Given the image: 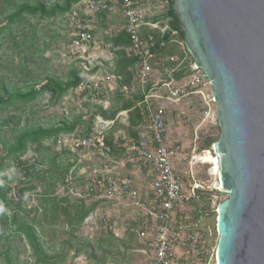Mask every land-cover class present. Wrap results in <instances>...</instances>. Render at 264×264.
<instances>
[{
  "label": "rangeland",
  "instance_id": "1",
  "mask_svg": "<svg viewBox=\"0 0 264 264\" xmlns=\"http://www.w3.org/2000/svg\"><path fill=\"white\" fill-rule=\"evenodd\" d=\"M86 1L88 0H82L81 3L73 5L70 12L64 15H57L51 18L28 17V22H22L2 30L0 33V87L3 85L7 89L14 85L21 88L31 85L38 87L47 78L65 81L71 69L78 67L82 69V77L90 75L91 77H96L98 81L106 77L108 75L107 69L112 63L113 50L110 44L105 41V38L110 35L108 28L115 27L118 23L120 26V6L113 0H105L110 15V19L106 22L107 27L104 29L100 22L94 21L85 22L83 27H80L85 30H80L74 28V24L76 21L82 20L79 16L80 14L83 15L81 7ZM52 2L54 0H48L47 4ZM4 6L5 0H0V26L2 27L5 25L1 14V9ZM10 9L8 11H11ZM152 12H155V10L151 9L148 11V13ZM158 12L160 13V11ZM86 28L93 29L94 32L92 34L84 32L89 30ZM159 28H164L163 22L159 24ZM83 33H88L89 39L82 40L79 35ZM76 43L82 45V48L77 49ZM163 61H166V59H163ZM163 61L161 59L159 65L154 64L156 66L153 67L150 82V85L155 87L153 92H158L160 95H163V93L161 94L157 85L164 81L171 82V84L172 82L175 83L170 69L162 66ZM193 68L192 63L190 65V69L193 72L192 75L203 74L201 70L199 72L193 71ZM93 69L96 70L92 72ZM188 79L190 78L182 77L179 83H184ZM202 81L200 85L193 89V93L186 97L172 101L163 96L159 102L163 107L164 116L168 124L165 142L172 151L174 170L183 177L184 193H187L190 184L196 183L199 185L198 189L206 192L202 197L209 199L210 207L215 211L214 217L200 216L196 219L193 214V204L190 201L182 203L179 208V215L181 220L184 221V225H186L182 231L194 227L205 229L206 233L210 235L213 231V226H215L216 206L225 197L219 194L222 193V189L220 188L218 176L215 174V169H213L215 165L211 162L203 163L197 159L205 153L215 157L212 147L210 151L201 150V147L206 139L218 137L220 133V129H216V125H218L217 107L213 102L212 88L208 84L207 79ZM116 87L117 84L113 80L103 81L100 84L102 91L100 100L90 98V93L83 94L80 89L68 91L58 100H55L51 92L43 91L27 105L18 103V106L11 105L7 108H0V122H7V126L0 128V141H11L13 132L24 125L48 127L61 123L63 120L71 121L79 116L88 119L91 113L96 111L99 104L105 108L112 106L114 101H116ZM126 117L127 114L124 112L119 114L118 122L121 125H127ZM17 118H19V123L13 126ZM108 122L97 117L94 120V133L107 129L108 125H110V122ZM12 126L15 129L14 131L9 128ZM145 128V123H143L142 132L145 131ZM79 134L80 132H76V136L75 134L74 136L69 134L62 135L60 138L61 143L68 146L76 154L73 157L71 155L68 157L64 156L63 159L55 163V171L60 173L59 171L63 167H67L71 160H75L77 163H75V167H72V165L68 166L69 172L65 175L67 186L56 184L54 187L53 192L57 193L56 197L59 198L64 195L65 191H68L67 198L71 201H76L78 193L85 188L91 178L101 179L95 176L94 169L96 167L100 168L99 166L102 167V163L106 159H108V163L116 166L117 170L124 169L122 172L124 176L132 177L136 183L141 181L143 176L136 169L135 161H130L132 163L129 162L127 167L121 166L125 164V159L128 161V157L132 159L129 146L131 144V134L124 133L122 129L116 132L115 137H117L119 142L123 141L125 151H120L115 157H109L107 153L90 148L76 151L75 144L81 138ZM45 145L51 146V149L42 148L39 153L29 149L24 156L25 162L33 166L30 178H21L20 175L23 172L20 171V166L15 165L12 161L7 160L4 162L0 180L11 187L8 197H11L16 189L20 186L22 187V185L31 181L37 183L36 177L38 175L36 174L44 171L48 168V165L53 163L52 157L54 153L52 151H56L55 149L58 148L52 146L50 141H46ZM1 155H3V145L0 142ZM111 161L115 162V164ZM117 162L120 163L118 164ZM80 163H83L81 168L79 167ZM44 185L45 183H42L41 186L43 187ZM144 188L146 190V184ZM141 189V185H136V196L144 193L145 190ZM32 193L28 197L29 201H31V206L35 205L37 197V192ZM51 197L54 196L51 195ZM195 198L200 199V197L196 196ZM131 201V199H127L122 201V203L112 202L110 207L106 206L108 220H112L114 236L117 237L119 242L112 246L113 255L105 264H149L151 262V248L144 245L136 235L130 239L125 234L128 223L133 221L137 213H140L138 208L131 205ZM20 213L19 215L23 216L26 221L39 219L40 216L39 213L35 216L32 212L24 211L23 209ZM50 213L51 210L48 208L46 211L47 221L50 220ZM99 219V213H90L78 226L73 236H70L66 225L56 221L54 225L46 228L47 239H50L49 251L58 253L62 245L70 241V253L66 256L63 264H97L96 259L100 252L96 248V242L102 235L101 233H104L106 227L104 225L107 224V221H105L106 224H102ZM73 237H75L76 241L72 239ZM8 241L12 246L9 251L11 260L8 264H34L32 254L23 239L13 236L8 238ZM79 242L92 245L94 247V257L88 256L87 251L82 250L77 257L72 258V249ZM4 251L3 242L0 241V264H5L2 256ZM16 254L17 258L14 256ZM215 263L214 252L213 256H209L207 264Z\"/></svg>",
  "mask_w": 264,
  "mask_h": 264
},
{
  "label": "trees",
  "instance_id": "2",
  "mask_svg": "<svg viewBox=\"0 0 264 264\" xmlns=\"http://www.w3.org/2000/svg\"><path fill=\"white\" fill-rule=\"evenodd\" d=\"M47 1L48 0H5V6L1 9L2 20L5 22V25L4 27L0 26V33L6 27L9 28L22 22H28V17L51 18L57 15H64L70 12L73 5L82 2V0H54L51 4H47ZM160 1L162 6L155 10V12L146 15L143 18L145 24L139 28V34L141 38L146 41L153 58L151 62V72L147 78L145 88L146 92H151L152 94L155 93L153 92L155 87L150 85L151 74L153 72V67L159 65L161 59L162 61L163 59H166V61H163L162 66L170 69V72H172L171 76L175 81V83L172 82V85L181 84L179 81L182 77L191 78L193 73L190 69V65L193 63V60L184 46L183 33L179 28V21L177 17L173 13L172 4L169 0ZM115 2L120 6L119 0H115ZM9 9L11 11H8ZM158 11H160V13ZM107 14L108 10L96 14L95 19L92 21L82 14H80L79 18L86 20L84 21V24L85 22L98 21L105 29L107 27ZM162 22L164 28H159V24ZM153 24L156 26L152 27L151 25ZM84 32L92 34L94 31L93 29H89ZM105 41L110 44L113 50L112 63L107 69V73L108 75L116 77V101H114L111 107L106 108H103L99 104L96 111L92 112L88 119L79 116L71 121L63 120L61 123L50 125L48 127H43L41 125H24L18 130H15L13 126L19 123V118H17L14 125L9 127L12 131L15 130L11 141H0L3 145V155L0 156V177L3 173L2 166L4 162L9 160L15 163V165L20 166V171L23 172L22 175H20L21 178H30L33 166L27 164L24 159V156L29 149L37 153H39L42 148L51 149V146L45 145L46 141H50L51 145L56 147V141L60 139L62 135L72 134V136H74L75 134L76 136V132H80L79 135L81 138L87 137L94 133V120L97 117H100L104 121L111 122V125L107 127V129L100 131L105 147V149H101L100 151L107 153L108 156L115 157L120 151H125V147L122 149L123 141L119 142L117 137H115V134L119 129L124 130V133L131 134V144L129 143L130 147L139 141L142 133V124L145 123L146 127V114L144 106L140 104L142 96L140 91L137 89L136 79L133 71L131 70L134 56L129 50V39L124 31L121 30L117 33L114 31L111 32L110 35L105 38ZM154 63H156V65H154ZM162 66L160 65V67ZM95 70L96 69H93L92 72ZM81 74L82 69L78 67L71 69L69 76L65 81L47 78L38 87L31 85L21 88L14 85L9 89L3 85L0 87V108H7L11 105L18 106V103L27 105L43 91L51 92L55 100H58L68 91L75 90L81 86L83 87L81 93H90V98H97L100 100L102 93L101 88L99 89V93L96 95L98 90L85 86V77H82ZM164 82L157 86L158 89H160L161 94L163 93V95H166L165 91L163 92L164 87L162 86ZM124 87L126 90H123ZM155 101V99H152L153 104ZM123 112L127 114V125H121L118 122L119 114ZM3 126H7L6 121L0 122V128ZM216 129L219 130L218 125H216ZM217 139L218 137L206 139L201 147V150L210 151L212 144ZM75 149L76 151L82 150L80 147H75ZM55 150L56 151H52L54 153L52 157L53 163L48 165V168L44 171L36 174L38 175L36 177L37 183L28 181L29 183L16 189V200L13 195L8 197L11 187H9L4 181L0 180V241L3 242L5 248L2 255L5 264L10 263L11 260L9 251L12 246L9 244L10 242L8 241V238L13 236L25 241L32 254L34 264H63L66 256L70 253V241L64 243L58 253H51L49 251L50 239H47L46 228L54 225L56 221H60L62 225L67 226L70 236H73V234L77 231L78 226L90 213H99L101 208L111 204V202H98L85 200L83 198H76L77 200L75 202L70 203L66 196L69 194L68 191H65L63 196L59 198L56 197L53 192L54 187L56 184H61L63 186L66 185L65 175L69 172V167L71 165L72 167H75V163L77 162H75V160H71V163L67 164V167H63V169L59 171L60 173H57L55 171V163L63 159L64 156L68 157L71 155L73 157L76 153L74 151L71 153L69 147L63 145V143L59 149ZM172 168L174 170L173 164ZM140 172L143 176L142 184H144V186L146 184V187H148L149 178L146 176L144 170ZM174 172L176 171L174 170ZM102 176L106 175L99 174L96 177L101 178ZM42 183H45V187L41 186ZM86 187L89 190L92 189L90 180L86 184ZM133 188L135 189V186ZM198 188L195 189L194 195L184 202L190 201L193 204V214L196 219L200 216L214 217L215 211L210 207L209 199L202 197V195L206 192ZM32 192H37L36 202L38 203L37 205L31 206L29 205L30 203H28V197ZM142 194L137 196V200L143 205L147 207L160 205L161 198L156 197L148 190V188H146ZM51 195L54 197H51ZM195 196L200 197V199H196ZM43 205L45 207H43ZM48 208L51 210V213L50 220L47 221L46 211ZM179 208L175 213L174 223L171 224L170 227L180 234H189L192 239H194V251L190 252L187 256L182 255L181 259L185 260V264H207L209 256H213L215 252L218 237L215 230L216 228L213 226V231L210 235L206 233L205 229L202 230L194 227L186 231H182L183 227L186 225H184V221L181 220ZM22 209L24 211L27 210L28 212H32L35 216L39 213V219L26 221L23 216L21 217L19 215L21 214L20 211ZM99 221H101V219H99ZM111 221L112 220L107 219V224L105 223L106 225H104L106 226L105 231L104 233H101L102 235L96 242V248L100 252L96 259L97 264H105L113 255L112 246L119 242L117 237L114 236ZM141 221L142 215L137 213L133 221L128 223L125 231L128 238L132 239L135 235L137 236V231L140 229ZM101 223L103 224L104 222L101 221ZM72 239L76 241L75 237ZM82 250H86L88 256L94 257V247L89 243L84 242H79L75 245L72 249L71 257H77ZM194 253L195 255H193ZM14 256L17 258V254Z\"/></svg>",
  "mask_w": 264,
  "mask_h": 264
},
{
  "label": "water",
  "instance_id": "3",
  "mask_svg": "<svg viewBox=\"0 0 264 264\" xmlns=\"http://www.w3.org/2000/svg\"><path fill=\"white\" fill-rule=\"evenodd\" d=\"M169 1L217 107L215 264H264V0Z\"/></svg>",
  "mask_w": 264,
  "mask_h": 264
},
{
  "label": "built area",
  "instance_id": "4",
  "mask_svg": "<svg viewBox=\"0 0 264 264\" xmlns=\"http://www.w3.org/2000/svg\"><path fill=\"white\" fill-rule=\"evenodd\" d=\"M115 2V0H113ZM123 23L119 27H110L108 32H119L121 30L127 35L130 47L129 50L134 56L131 70L136 79L137 89L141 93L140 104L144 106L146 114V130L141 133L139 141L130 147L132 157L137 165L138 171H145L149 178L148 190L156 197L161 198L159 206L147 207L137 200L134 187V180L130 176L107 175L101 179H90L92 187L89 190L86 186L78 193V198L98 202H117L131 199V205L140 210L142 221L140 229L137 231V237L140 241L152 250L150 264H185L181 259L182 255H188L194 251V239L189 234H180L173 230L170 225L174 223V216L179 206L194 195L195 189L199 187L196 183L189 185V190L184 193L183 177L174 172L172 168V151L165 142L168 131V124L164 116V111L160 106L152 103V99L157 96L151 92H146L147 78L151 72L152 53L146 41L141 38L139 28L144 25L143 18L146 16V10H156L162 6L160 0H119ZM83 15L94 20L96 14L108 10L105 1L88 0L82 5ZM85 19L76 21L74 28L82 30ZM155 27L156 25H151ZM80 38L89 39L88 33L79 35ZM76 48H82V45L76 43ZM156 64V63H154ZM193 71L197 68L193 64ZM116 81L113 75H107L100 81L96 77H85V86L98 90L103 81ZM202 80H206L203 74L192 75L190 79L179 85H172L170 82H164L163 87L166 98L176 101L193 93V89L200 85ZM209 84V83H208ZM77 89L82 90L83 87ZM123 90H126L124 87ZM198 92V91H196ZM97 99V98H96ZM98 100V99H97ZM105 108V107H103ZM61 140L56 141V147L59 149ZM75 147L82 150L105 149L100 131L87 137L80 138ZM98 170H96L97 172ZM14 199L17 195L12 194ZM100 219L105 223L107 221V207L99 211Z\"/></svg>",
  "mask_w": 264,
  "mask_h": 264
},
{
  "label": "crops",
  "instance_id": "5",
  "mask_svg": "<svg viewBox=\"0 0 264 264\" xmlns=\"http://www.w3.org/2000/svg\"><path fill=\"white\" fill-rule=\"evenodd\" d=\"M148 11H149V9L148 10H146V15H149V14H151V13H148ZM110 19V15H109V13L107 14V20H109ZM119 22H120V25L123 23V18H122V15H121V8H120V14H119ZM108 22V21H107ZM116 26H119V23H118V25H115V27ZM90 76V75H89ZM88 76V77H89ZM87 77V76H86ZM156 96H157V98L155 99L156 101H155V105L156 106H161V104H160V102H159V100L160 99H162L163 98V96H166V95H160L158 92H155L154 93ZM167 99V98H166ZM162 107V106H161ZM162 109H163V107H162ZM125 113V112H124ZM121 114V113H120ZM126 114V113H125ZM109 123V122H108ZM110 125H111V122L109 123ZM110 125H108V126H110ZM145 130H146V128H145ZM68 147V146H67ZM123 147H125V144L123 145ZM169 147V146H168ZM70 149V148H69ZM127 151V150H126ZM70 152L71 153H73L71 150H70ZM110 157V156H109ZM132 159H133V157H132ZM130 157H128V161H127V159H125V164L124 165H121L122 167H127L128 165V163L130 162V161H134V159L132 160ZM82 162V161H81ZM109 161H108V159H106V161H104V163H102L103 164V166L101 167V166H99L100 168H98V167H96L95 169H94V172H95V176H97V175H99V174H102V175H119V176H122L123 174H122V172H123V170L124 169H118V170H120V171H118L117 169H116V166H113V165H111L110 163H108ZM111 162H113V161H111ZM84 163V162H83ZM83 163H80V168L83 166V165H81V164H83ZM114 164H115V162H113ZM118 163V162H117ZM120 163V162H119ZM118 163V164H119ZM130 163H132V162H130ZM78 164H79V162H78ZM112 166V167H111ZM101 168H103V169H101ZM121 168V167H120ZM136 169L138 170V168L136 167ZM96 170H98L97 172H96ZM134 173H135V171H134ZM124 176V175H123ZM92 179V178H91ZM95 179V178H94ZM142 179H141V181H139L138 183H136V181H134V186H135V188H136V185H141L142 186V189L141 190H145V188H144V184H142ZM147 188V187H146ZM69 192H71V191H69ZM57 193L55 192V195H56ZM37 198V197H36ZM77 198V197H76ZM36 200V199H35ZM34 200V201H35ZM68 200L70 201V203L72 202H75V201H71L69 198H68ZM32 201H33V199H32ZM31 201H29L28 203H30ZM37 203L38 202H36L35 203V205H37ZM30 205V204H29ZM44 206V205H43ZM111 206V204L110 205H108L107 207H110ZM94 213V212H93Z\"/></svg>",
  "mask_w": 264,
  "mask_h": 264
},
{
  "label": "bare ground",
  "instance_id": "6",
  "mask_svg": "<svg viewBox=\"0 0 264 264\" xmlns=\"http://www.w3.org/2000/svg\"><path fill=\"white\" fill-rule=\"evenodd\" d=\"M199 161L203 162V163H208V162H211L212 164L215 165V174L216 176H218V158H217V153H215V157L214 156H208L206 154H203V155H200L198 158H197ZM212 169V170H213ZM220 188L222 189V187L220 186Z\"/></svg>",
  "mask_w": 264,
  "mask_h": 264
}]
</instances>
